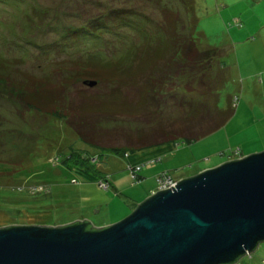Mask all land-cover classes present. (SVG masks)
Returning a JSON list of instances; mask_svg holds the SVG:
<instances>
[{"label":"rangeland","instance_id":"rangeland-1","mask_svg":"<svg viewBox=\"0 0 264 264\" xmlns=\"http://www.w3.org/2000/svg\"><path fill=\"white\" fill-rule=\"evenodd\" d=\"M32 4L42 11L29 20ZM164 5L178 12V31L188 30L199 48L214 47L218 54L191 81L165 80L161 87L171 91H156L157 113L146 98V73L153 75L146 71V41L158 39ZM186 9L194 17L188 28ZM101 61L112 65L118 81L101 74L85 83L84 68ZM0 63V226L81 218L109 224L135 207L154 176L166 173L175 181L264 148V0H0ZM24 75L31 84L46 79L56 89L52 114L28 110L13 95ZM186 84L193 89L183 92ZM139 96L144 107L134 111L128 104ZM103 98L121 108L93 111ZM183 98L207 105L213 99L229 117L206 137L178 138L179 148L135 149L139 134L176 128ZM148 108L156 112L146 121ZM81 117L89 121L78 126ZM156 118L160 126L151 124ZM129 152L137 158L151 152L142 160L157 161L149 168L152 177L130 179ZM104 180L105 188L97 185ZM231 264H264V240Z\"/></svg>","mask_w":264,"mask_h":264},{"label":"water","instance_id":"water-1","mask_svg":"<svg viewBox=\"0 0 264 264\" xmlns=\"http://www.w3.org/2000/svg\"><path fill=\"white\" fill-rule=\"evenodd\" d=\"M261 240L264 148L152 190L106 225L0 226V264H231Z\"/></svg>","mask_w":264,"mask_h":264},{"label":"trees","instance_id":"trees-1","mask_svg":"<svg viewBox=\"0 0 264 264\" xmlns=\"http://www.w3.org/2000/svg\"><path fill=\"white\" fill-rule=\"evenodd\" d=\"M162 14L164 16V23L160 25V28H158L159 32L156 36H159L158 39L156 37V40L153 44H149L148 41H146V71L150 70L152 71L153 75H150L151 73H146V98L150 97V106H155L157 113H158V102H157V92L160 91L163 93V90H167V92H170L171 90L169 88H162L161 85L165 83V80H167L170 77H178L177 79H187V81H191V79L197 75H201L202 71L205 70L209 65H211L210 60L212 57L218 54V50L216 48H199L194 41L193 37L189 34V31L187 30L185 33L182 31H178L177 24H181V20L179 17V14L176 10L172 12V9L167 6H161ZM42 11V6L38 4H32L28 7V10L26 12V15L29 20H33V17L38 16ZM186 21L185 24L187 25V28L190 26V21H194L193 14L189 15L188 9H186ZM190 21H189V20ZM192 25V24H191ZM149 45H152L153 47L151 50H149ZM151 47V46H150ZM149 50V51H148ZM138 56V55H137ZM119 61V60H117ZM203 63L205 64V67L203 66ZM208 63V66L206 67V64ZM2 64V63H0ZM90 65H88L86 68H84V71L82 72L83 78L88 79H97L100 78L101 74H104V77H106L109 81H118L116 79V76L114 74V71L112 70V65L109 64L108 61H101L98 63L89 62ZM201 67L202 70H201ZM22 75V74H21ZM112 77H111V76ZM28 77L21 76L22 78L19 79L20 83V90L17 92L12 91L14 93L13 95H18V98L21 103H23L28 110L31 111H39L44 114H52L54 110H52L55 107V99H56V89L51 87L46 79H38L37 81L32 82L31 84V78L29 75ZM151 76L153 78L151 79ZM114 77V78H113ZM112 78V79H111ZM28 81H26V80ZM30 79V82H29ZM47 81V82H46ZM97 81V80H96ZM175 85L174 87H177V81L173 80ZM204 87V86H203ZM202 87L203 91L207 92V87ZM193 88H187V84L183 86V92L192 90ZM141 96V95H140ZM138 97L137 100L133 102V105H129L128 107H132V109L138 108V106L144 107V99ZM155 98V99H154ZM87 99V98H86ZM107 99V100H106ZM234 104L235 105V99ZM103 103L101 102V107L93 108L92 110L101 112V113H108L111 114L116 109L121 108V104H114L116 108H112L111 105H106V101H108V98H103ZM183 103L182 105L185 106L184 109V115L182 116L180 122L177 123L176 128L171 129H164V128H158L157 131H155V134L146 133V134H139L137 138H139L137 141L140 142L139 148H153L154 146L156 153L160 152L161 148L159 146L165 145L163 147H166L164 150H170L180 147V142H178V138H186L188 140L191 139H198L200 137H206L207 135L214 133L216 130L223 127V124L226 122V120L229 117V113L224 112L220 108H218L213 99L212 102L207 105L203 102H197L195 103L193 100L190 101L188 98H183L182 100H179V103ZM86 105L88 103H82L81 105ZM34 109V110H32ZM156 111H151L149 108L146 109V121H149L150 118L148 115L155 113ZM83 117V116H82ZM82 117L80 118V123L84 121H89V117L82 120ZM144 118V119H145ZM159 119L156 118L151 124L160 126L158 123ZM158 122V123H156ZM87 123V122H86ZM226 127V126H225ZM156 130V129H153ZM225 132V131H224ZM146 139V142L142 141L141 139ZM115 151L118 148H114ZM119 150V149H118ZM122 150V149H121ZM129 157L131 156L132 159L130 162L132 163V166L134 165H140L139 169L136 172L137 179L139 182L142 179V175L139 174V172L148 165H158L157 161L146 163V161H143L142 159L144 156L137 158L131 155V153H128ZM141 156V155H140ZM148 156V155H147ZM71 158L75 160V157L71 155ZM208 159V157H206ZM79 161V160H78ZM215 163L212 162L205 167H209L211 165H214ZM131 165V164H130ZM69 166V165H67ZM161 169H158V171ZM172 176V175H171ZM154 179V188L156 189V179L155 176ZM91 223V222H90ZM7 225V224H6ZM92 225V224H91ZM93 226V225H92Z\"/></svg>","mask_w":264,"mask_h":264},{"label":"built area","instance_id":"built-area-1","mask_svg":"<svg viewBox=\"0 0 264 264\" xmlns=\"http://www.w3.org/2000/svg\"><path fill=\"white\" fill-rule=\"evenodd\" d=\"M139 167H140L139 164L138 165H134V166H132V165H129L128 166L129 177L134 182H137L138 181L136 172L139 169ZM155 179H156V183H157L156 189L157 188H163V187L171 186L174 183V180H172V178L168 174H166V173L163 174L162 176L155 177ZM97 185L100 186V187L105 188L106 182H105V180L103 182L99 181L97 183Z\"/></svg>","mask_w":264,"mask_h":264},{"label":"crops","instance_id":"crops-1","mask_svg":"<svg viewBox=\"0 0 264 264\" xmlns=\"http://www.w3.org/2000/svg\"><path fill=\"white\" fill-rule=\"evenodd\" d=\"M151 152H146V155H148V154H150ZM152 165H150L149 167H148V169H146V172H144V174L142 173L141 175H142V179H144L143 181H146V179L148 178V175H150L151 176V172L149 171V168L151 167ZM158 169H164V168H161V167H158ZM152 177V176H151ZM152 179H153V177H152ZM114 183H116V181H114ZM109 184L111 185V183L109 182ZM112 187V186H111ZM142 188H143V194L144 195H146L148 192H150L151 190H153V188H154V179H153V183L152 184H149V183H147L146 182V186H142ZM143 198V197H142ZM104 225H106V224H104ZM99 226H102V225H99Z\"/></svg>","mask_w":264,"mask_h":264},{"label":"clouds","instance_id":"clouds-1","mask_svg":"<svg viewBox=\"0 0 264 264\" xmlns=\"http://www.w3.org/2000/svg\"><path fill=\"white\" fill-rule=\"evenodd\" d=\"M81 219H83V218H81ZM94 226V225H93Z\"/></svg>","mask_w":264,"mask_h":264}]
</instances>
